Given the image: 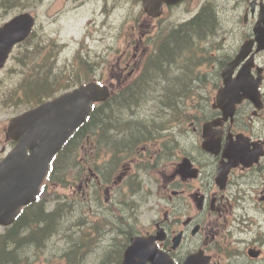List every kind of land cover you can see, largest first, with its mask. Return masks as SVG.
I'll return each instance as SVG.
<instances>
[{"label": "flooded vegetation", "instance_id": "1", "mask_svg": "<svg viewBox=\"0 0 264 264\" xmlns=\"http://www.w3.org/2000/svg\"><path fill=\"white\" fill-rule=\"evenodd\" d=\"M163 8L160 18L131 15L118 30L119 82L128 73L130 98L146 99L116 108L132 133L115 132L85 150L83 180L95 157L99 176L117 179L112 195L98 189L101 215L122 211L128 219L138 209L137 234L163 229L157 243L176 264H264V0H180ZM246 68L251 75L243 78ZM229 80L238 83L236 98L249 90L254 100L232 110L223 94ZM205 132L217 151L203 148ZM245 142L262 155L235 165L227 148L243 151Z\"/></svg>", "mask_w": 264, "mask_h": 264}, {"label": "water", "instance_id": "2", "mask_svg": "<svg viewBox=\"0 0 264 264\" xmlns=\"http://www.w3.org/2000/svg\"><path fill=\"white\" fill-rule=\"evenodd\" d=\"M146 9L154 0H143ZM17 30L27 35L32 27L29 16H22ZM2 54L0 49V55ZM5 59L0 62L2 66ZM106 88L93 84L65 94L15 119L10 131L19 144L0 164V225H10L20 208L34 201L53 157L72 132L85 120L94 101L106 100ZM28 150L31 154L28 155ZM165 264L143 238L132 240L122 264ZM167 264H170L169 262Z\"/></svg>", "mask_w": 264, "mask_h": 264}, {"label": "trees", "instance_id": "3", "mask_svg": "<svg viewBox=\"0 0 264 264\" xmlns=\"http://www.w3.org/2000/svg\"><path fill=\"white\" fill-rule=\"evenodd\" d=\"M70 85L71 83H65L62 77L57 78V76L52 77L48 75L47 78L41 80L39 87H41V91H43L45 95H54L65 91ZM27 93L29 94V92ZM122 96L123 95L119 96V99L114 100L113 103L115 107L111 108L110 112L107 114H101L100 111L95 112L86 126H89L91 130H94L95 123L97 125H100L101 123L103 128L107 129L106 138H111L112 134L115 132V138L121 137V133L124 134L123 138L130 137L132 133L131 122L128 120L125 122H119L118 112L115 116L113 112L119 105H122L124 108L127 107L125 110H128V107H131L128 104L130 98H124ZM113 103H110L108 106H113ZM109 115L114 116V120H112L113 123H111V121L106 118V116ZM99 119L102 121H99ZM77 135L80 137V133ZM75 140L78 141L79 145V140ZM72 150L75 152V154L78 152L74 148ZM69 157H71V154L69 155V152L67 149H65L58 156L54 164L56 175L62 178L63 186H67L69 180H77L80 177V167L78 166V163H75L74 170L76 175L75 177L71 176L68 179L69 175L67 172L70 168L69 163L71 162L69 161ZM57 162L61 163L62 165L58 172ZM64 172L66 175L63 174ZM64 182H66V184H64ZM25 215H27V222L25 224L21 219H19L8 230V234L10 235L7 239V249L4 245L5 242L0 241V264H31V260L33 258L43 255L52 257L54 253L60 254V252H62L64 255L71 256V261H74L79 256L83 255L84 248L85 250L87 249L86 251H91L94 249L95 243H92V234L84 232L85 237L81 236L80 234L74 236V225H72V222L76 217L71 213V211L61 214L57 211L45 213L44 211L38 209L37 211H29L28 214ZM22 230L27 234V236L24 238H21L20 236ZM112 250H115L114 247ZM69 252L71 254H68ZM20 258H23V260ZM108 258H114V253L111 256L105 257V263L111 261L110 259L107 260Z\"/></svg>", "mask_w": 264, "mask_h": 264}, {"label": "rangeland", "instance_id": "4", "mask_svg": "<svg viewBox=\"0 0 264 264\" xmlns=\"http://www.w3.org/2000/svg\"><path fill=\"white\" fill-rule=\"evenodd\" d=\"M76 3L80 9L79 11L72 9ZM101 6L102 3H100L99 0H76V2L74 0H45L43 6L32 12L37 11L39 13V24L45 27V32L49 36L48 38H54L56 40L70 39L74 44L76 41H79L85 33L100 35L103 30H106V32H108V30L113 31V16L110 18L105 17L104 23L101 24L102 19L99 16V14H101ZM130 9H132V7H130ZM129 14L130 16L132 15L131 12H129ZM57 15L59 17L58 20H54V17ZM115 15H117V13ZM5 18L6 13L4 10H0V26L7 20ZM100 25H103L105 28L101 30ZM110 60L112 61L113 59L110 58ZM14 68L13 65H8L6 68L7 71H4L5 73L0 76V88L3 87L2 82L5 80L6 73L14 71ZM54 72H56V69ZM177 74L178 71L174 69L173 73H169V76L172 78ZM11 78L13 77H7L8 80ZM7 87L11 88L9 85H7ZM2 94L3 93H0V98ZM16 110L17 108H9L7 112L0 116V131L8 124V120L15 115ZM3 148L4 145L0 144V152ZM63 174L66 175L65 172ZM73 191L74 190L68 188L65 190L57 189L58 194L63 196L67 194L72 196ZM73 208L77 210L78 205ZM99 257L100 256H97L96 253H92L88 259L86 258L87 261L85 259L83 264H99V261L101 262L103 258L102 256L101 258ZM36 264H45V261L42 259ZM55 264H58V261H55Z\"/></svg>", "mask_w": 264, "mask_h": 264}, {"label": "bare ground", "instance_id": "5", "mask_svg": "<svg viewBox=\"0 0 264 264\" xmlns=\"http://www.w3.org/2000/svg\"><path fill=\"white\" fill-rule=\"evenodd\" d=\"M172 78H174V77H172ZM132 102H133V104H136V105H137V101L134 100V101H132Z\"/></svg>", "mask_w": 264, "mask_h": 264}]
</instances>
